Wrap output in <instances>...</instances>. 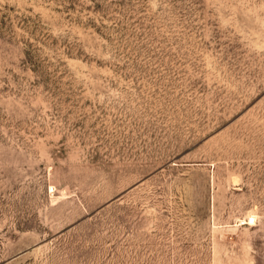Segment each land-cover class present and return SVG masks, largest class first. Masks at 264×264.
Instances as JSON below:
<instances>
[{
    "label": "rangeland",
    "instance_id": "obj_1",
    "mask_svg": "<svg viewBox=\"0 0 264 264\" xmlns=\"http://www.w3.org/2000/svg\"><path fill=\"white\" fill-rule=\"evenodd\" d=\"M0 264H264V0H0Z\"/></svg>",
    "mask_w": 264,
    "mask_h": 264
},
{
    "label": "built area",
    "instance_id": "obj_2",
    "mask_svg": "<svg viewBox=\"0 0 264 264\" xmlns=\"http://www.w3.org/2000/svg\"><path fill=\"white\" fill-rule=\"evenodd\" d=\"M252 221H253V216H248V217H244V219H243V223H247V224H250V223H252Z\"/></svg>",
    "mask_w": 264,
    "mask_h": 264
}]
</instances>
